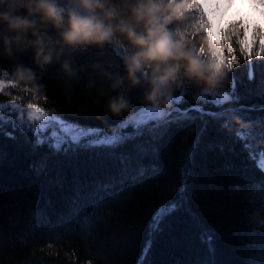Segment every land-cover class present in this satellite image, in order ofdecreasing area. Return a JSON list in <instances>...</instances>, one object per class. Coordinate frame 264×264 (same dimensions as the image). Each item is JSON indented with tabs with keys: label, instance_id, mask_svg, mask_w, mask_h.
I'll return each mask as SVG.
<instances>
[{
	"label": "trees",
	"instance_id": "obj_1",
	"mask_svg": "<svg viewBox=\"0 0 264 264\" xmlns=\"http://www.w3.org/2000/svg\"><path fill=\"white\" fill-rule=\"evenodd\" d=\"M187 16L189 26L199 19L197 13ZM202 34L193 32L197 39ZM236 57L231 74L226 68L219 93L230 91V76L235 75L240 100L224 107L242 108L239 119L224 127L223 119L205 117V125L198 113H192L195 119L163 128H155V123L145 126L142 135L116 150L130 157L127 175L141 164L157 166L158 173L149 170L136 181L119 182L125 175L120 163L103 152L79 150L64 155L47 145L33 150L31 133L15 126L18 114L5 111L8 122L0 129V264H138L149 239L152 246L144 264H264V227L257 222L264 218V202L254 188L264 185V172L235 135L247 130L242 129L241 120L251 122L252 137L247 142L253 145L252 151L264 150L260 135L264 112L248 110L264 104V97L254 94L260 68L255 67V79L249 83L244 67L249 61ZM24 59L31 63L29 57ZM74 59L77 65L99 62L114 74L122 67L119 50L110 47L103 54L89 50ZM253 60L257 65V58ZM0 69L11 72L3 60ZM39 77L43 98L34 103L82 127L111 133L150 107L143 102V90L137 88L129 94L130 109L113 116L107 111V100L96 93L106 83L91 69L67 79L53 65ZM185 89L184 102L178 105L182 110L199 102V90L190 85H182L173 95ZM6 91L8 95L0 94V103L15 99L26 106L33 102L17 89ZM203 107L221 110L211 104ZM197 140L184 207L165 219L163 231L150 236L149 225L157 209L180 199V170ZM104 184L114 186L105 191ZM202 231L213 237L214 253L201 242Z\"/></svg>",
	"mask_w": 264,
	"mask_h": 264
},
{
	"label": "clouds",
	"instance_id": "obj_2",
	"mask_svg": "<svg viewBox=\"0 0 264 264\" xmlns=\"http://www.w3.org/2000/svg\"><path fill=\"white\" fill-rule=\"evenodd\" d=\"M194 2L0 0V60L11 68L0 77V94L8 95L11 87L31 96L33 102L26 108L37 106L34 101L43 98L44 87L39 74L55 65L67 79L88 69L99 75L106 87H97L96 93L107 100L113 116L130 109L129 94L137 88L153 112L169 109L174 91L182 85L216 96L227 68L217 54L221 25L214 24L211 41L207 28L194 38V31L201 32L187 23ZM106 47L119 50V73L107 71L99 62L75 63L77 54L89 50L103 54Z\"/></svg>",
	"mask_w": 264,
	"mask_h": 264
},
{
	"label": "snow or ice",
	"instance_id": "obj_3",
	"mask_svg": "<svg viewBox=\"0 0 264 264\" xmlns=\"http://www.w3.org/2000/svg\"><path fill=\"white\" fill-rule=\"evenodd\" d=\"M244 2L245 0H241V4ZM247 3L251 11L258 13V16L264 19V0H247ZM233 4L234 0H219V2L218 0H195L191 12L197 13L199 19L190 26H194L195 29L199 31H203L204 28H207L209 30V40L211 41L214 24L218 22L221 25V21L224 20V12L221 11V9L226 10L231 8ZM233 15L235 18L227 20L223 26H221L219 32L221 44L217 54L223 58L229 74L232 73V69L236 66L237 53L244 61H249L248 64L244 65L249 83L255 79L256 73L254 68L259 67L260 79L254 94L264 97V59H261L264 58V27L251 17L246 18V14L241 13L239 10H236ZM224 25H226V27H224ZM254 57L257 58V65L251 63ZM4 73L5 72L0 69V77H3ZM230 80V91L218 93L216 96H208L200 93L198 96L199 102L193 103L190 108L182 110L178 105L184 102V96L187 92L185 89L181 91L179 95L172 96L169 111L158 109L156 112H153L150 107H145L135 113L132 121L126 120L121 122L111 133L105 132L99 128L82 127L77 123L63 119L56 113H48L37 106L25 109L16 101L11 103L8 102L7 104L0 103V129H2L4 123L8 122L4 117L5 111L19 113V116L14 122L15 126H18L23 133H31L34 138L32 140L33 150L47 145L54 153L64 155H68L70 152L75 154L79 150L103 152L120 163L121 172L125 175L122 176L119 182L122 183L124 179L136 181L143 178L149 170L153 174L158 173L159 170L157 166H144L141 164L132 170L131 175H127L129 172L130 157L123 153H117L116 150L142 135L145 126L155 123V128H163L170 123L195 119L196 117L192 116V113H198L201 120H204L205 117L223 119L225 121L223 126L228 127L231 120L239 119L238 113L242 110V108L224 107L226 104H235L240 100V96L237 95V79L235 75H231ZM251 91L252 90H250V92ZM207 104H211L221 110H206L203 105ZM248 110L264 112V104L254 105ZM25 112L26 119L24 118ZM204 123L206 125L207 121L204 120ZM250 123L251 122L244 123L243 120H241L242 129L247 130H238L235 135L243 142L244 148L249 150L250 159L257 161L259 169L264 172V150H260L259 152L252 151L253 145L247 142L252 137ZM129 128L132 129L131 132L127 131ZM7 135L11 139H15L12 133H7ZM260 135L264 138V132L260 133ZM197 143L198 140L190 145L187 154V162L180 170L182 177L181 187L179 188V192L181 193L180 199L162 205L157 209L149 225L150 236L153 233L163 231L161 225L165 219L184 207L186 198L183 193L189 181V167ZM137 147L141 152L147 151L142 146ZM113 186L114 184H104L102 188L107 191ZM254 188L255 191L260 194L262 202H264V185L257 184ZM257 222L259 226L264 227V218H259ZM57 239H59V237H57ZM200 240L207 245L209 253H214L215 249L212 243L213 237L207 231L201 232ZM151 246L152 240L149 239L145 244L138 264H144L149 255ZM47 247L51 249L53 244L49 243ZM40 250L43 251V248ZM51 254L52 253H49V255ZM261 261L264 262V256H261ZM88 264H91V261H89Z\"/></svg>",
	"mask_w": 264,
	"mask_h": 264
},
{
	"label": "rangeland",
	"instance_id": "obj_4",
	"mask_svg": "<svg viewBox=\"0 0 264 264\" xmlns=\"http://www.w3.org/2000/svg\"><path fill=\"white\" fill-rule=\"evenodd\" d=\"M218 2H219V0H218ZM236 10H239L241 13L246 14V18L251 17L254 21L261 23V26L264 27V19H261L258 16V13L253 12V11L250 10V7H249V4L247 3V0H245V2L243 4H241V0H234V4H233V6L231 8H228L226 10L225 9H221V11L224 12V20L221 21V26H223V24L227 20L235 18L233 14L236 12ZM191 13L195 14L194 12H191ZM261 59H264V58H261ZM251 62L254 65V60L251 61ZM254 71H255V68H254ZM21 106L26 109V106H23V105H21ZM17 114L19 116V113H17ZM24 118L26 119V112L24 114Z\"/></svg>",
	"mask_w": 264,
	"mask_h": 264
}]
</instances>
